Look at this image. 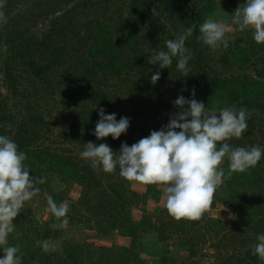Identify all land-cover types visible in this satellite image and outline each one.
Here are the masks:
<instances>
[{"label": "trees", "instance_id": "obj_1", "mask_svg": "<svg viewBox=\"0 0 264 264\" xmlns=\"http://www.w3.org/2000/svg\"><path fill=\"white\" fill-rule=\"evenodd\" d=\"M142 1L129 0L124 18L122 17L123 14H121L123 7H119L120 17H117L116 21L117 24L122 22L125 29L119 37L114 38V34L110 32V26L106 22L99 20L96 23V31L93 32V39L83 59L82 65L85 74H83L81 81L85 85H90L92 84L90 82L95 79V82L98 81L97 84L107 85L109 78L113 77L116 78L113 85L115 84L114 86L118 87L113 91L91 90V94L94 97L98 98L97 95L103 96V99L113 103L111 108H107L105 107L106 101L102 104L99 102L97 104L98 109L104 108L106 115L115 113L117 121L121 117H134L138 111L134 109L133 105L138 102L144 112L161 113V100H164L165 103H170V96L166 95V100L160 97L162 95L160 90L166 86L171 91L189 99L193 98L192 92L194 90L195 99L199 102L202 101L209 109L225 106H235L239 109L245 106L248 110H252L253 107L257 106L264 112V80L253 78L248 74L221 78L217 71L210 74V71L207 70V68L211 69L212 67L207 65L206 56H202L205 51L197 45H200V40L198 39L200 24L203 23L206 17L214 14L217 8V3L214 0H159L155 6V10L160 13L158 18L166 17L169 22L168 25L162 26L160 24L159 29L153 32L154 37L159 33L166 36V39L162 42L168 39H175L186 26L189 27L193 23L196 24L191 39L186 41V47L191 49L194 55V59L190 60L188 64L191 72L186 77L179 70L161 69L158 64L147 63L146 60L149 58L150 53L144 49H141V52L136 54V51H139L136 49L138 38L144 35L143 29L145 27L142 25V17H145L147 12V10L141 11ZM149 1L154 2L155 0ZM242 1L246 2V0ZM64 2L68 1L61 0L59 4ZM89 2L90 0H83L79 6L87 7ZM4 3L3 11L8 14V20L4 24V32L0 35V45H6L8 49L5 52H1L0 55V134L9 136L18 144L19 150L26 153L28 159L25 163L30 166V176L45 178L44 184L37 185L41 189L38 197L43 198L42 204L44 201L47 203L45 193L51 195L57 204H60L65 198L62 191L54 190V185L62 183H58L55 177L63 180L64 183L78 182L82 185V195L79 201H81L82 205H84L85 201L87 202L88 205L85 206V209L89 214L83 215V219L71 216L68 224H82L86 229H95L101 237L108 238L110 233L113 235L117 233L122 238L128 237L130 239V244L127 246L116 243L95 245L92 242L83 243L68 240L63 236L64 228L60 227V219L57 221L58 223H56L55 219L40 223L35 218L34 211L25 206L24 210L14 221L16 230L8 237L9 245H19L21 247L24 254L22 264H147L146 258L148 255L153 254L152 250L154 248L162 252L158 256L157 263L167 264L169 261L168 255L171 252L168 249V246H170L169 240L172 239L173 234L186 232L188 227H194L199 221H188L186 219L177 221L166 214V209L160 211L159 215L147 214L146 212L142 219L133 218L132 206L146 205L150 197L156 203L160 202L162 196L160 188L155 185H146V190L140 197V193L129 192L127 185L123 181L113 185L110 182V178L106 177L105 180L108 183L104 185V179L98 175V170L92 168L90 161H86L78 154L72 153L71 149L54 148L53 146L52 149V147L47 145H36V137L39 134L36 127L37 123L19 122L17 116L11 114L8 102L11 96L15 97L19 86L22 85L19 76L15 72H18V70L24 72L32 70L33 74L41 75L42 70L52 69L55 66L62 70V64L66 63H61V61L68 54L66 53V46L60 43L52 49V58L48 59L49 63L40 65L38 59L40 56H45L43 50H49V42L51 40H37L35 36L26 38L25 35L31 31L33 22L27 19L22 24L19 15H11V13L7 12L14 4V0H5ZM56 10L60 12L65 9L61 8V5L52 7V9L50 7L48 11H42L39 15L33 13L29 18H34L33 20L38 17L39 20L41 18L44 19L48 17L49 12ZM65 13H67V9L64 11ZM62 17L63 15L54 13L52 15V23L56 24L59 22L58 19ZM77 28L75 24L62 23L58 27H53L51 34L58 33L59 35L64 33L66 35L67 31L72 34H79ZM89 36L91 37V35ZM83 40L85 41V39H82V42ZM86 40H89V37ZM161 47L162 45L158 46L159 49ZM65 50L66 52L64 53ZM262 50H264V44H257L253 39L252 31L249 30L245 40L239 38L232 42L229 41V46L226 50L221 48L220 59L223 67L233 63L239 67L252 64L256 68L257 65L254 62L263 60L260 55ZM229 55L230 57H228ZM253 56L255 59H253ZM68 59L70 60L71 56H68ZM72 65H69L65 72L70 73L71 70H74L75 68ZM255 70L257 74L262 75L263 72L258 68ZM157 71L161 73V77L153 85L151 76ZM73 81L77 85L79 84L78 79L74 77ZM88 88H91V86ZM157 90H159L160 95L156 93ZM97 91L100 93L97 94ZM153 97L159 98L155 100ZM128 109L129 111L127 112ZM94 113L95 111L92 110L90 115L93 114L94 117ZM77 115L82 114L79 112ZM82 116H84L83 120L85 119L83 122L84 126L91 129V142L97 145L106 143L104 138L98 140L92 134L96 126L92 116L87 118V112L86 115ZM257 120L259 118L252 115L247 120L248 131H246L245 136L247 135L246 139H249L251 144L258 143L255 139L250 140V136L254 135L253 128L257 125ZM5 123L11 124V127L16 126L17 132H11V128L5 129L3 127ZM78 126L81 127L83 125L76 116L67 135H73ZM154 128L152 130H155ZM127 132L122 134L119 139L110 140L106 143L113 151L117 152V155H119L121 144L125 142ZM139 133L140 138L147 136L145 129H140ZM240 139L233 138L232 140L234 141L232 142H235V144L233 143L232 146L241 147V145L236 143L238 141L243 142ZM127 142L129 141L125 143ZM242 147H245V144ZM222 167L227 172V159L224 160ZM262 168H264V158L261 159L255 168L245 173H234L226 182L232 185L237 179H243L251 182V184H260L263 180L260 173ZM253 193L255 191L251 194ZM251 194H242L236 200L238 205L236 215L238 212L240 213L237 216L238 220L236 223L241 225L249 223L250 212L246 214V209L252 208L256 214H262L254 227L260 225V229L258 227L257 231L260 234H264V189L253 196H250ZM259 204H262V206H259ZM71 210L77 212L78 208L74 205ZM240 210L245 211V213L241 214ZM164 214L167 217H171V219L165 220ZM154 216H157V224L152 222ZM46 239L62 241L61 250L51 254L45 253L36 242ZM255 243H257V239L251 245H247L246 248L242 247L243 249L235 254H230L227 260L232 262L230 264H259V258L252 255L251 246ZM173 244L179 246L178 242H173ZM2 257L3 250L0 249V258Z\"/></svg>", "mask_w": 264, "mask_h": 264}, {"label": "rangeland", "instance_id": "obj_2", "mask_svg": "<svg viewBox=\"0 0 264 264\" xmlns=\"http://www.w3.org/2000/svg\"><path fill=\"white\" fill-rule=\"evenodd\" d=\"M59 1L61 0H14V4H12L11 8L7 10L11 15H19L22 24H24L27 19L33 22L31 31L27 32L25 35L26 38L28 36H35V39L37 40H51L49 42V50H43L45 58L40 56L38 59L40 65L49 63L48 59L50 57L52 58V49L60 43L66 46L67 52L65 50L64 53L66 52L68 54L67 56H64V60L66 61H61V63H66L62 64V70H59L58 67L55 66L52 69L42 70L41 75L33 74L30 69V71L27 70L26 72L20 70L15 72L19 76L22 85L19 86L15 97L11 96V99L8 102V107L11 109V114L17 116L19 122L23 121L30 124L37 123L36 127L39 134L36 137V145L71 149L72 153L80 156V153L84 150V144L92 141V135L90 133L91 129L90 127L84 126L83 122L85 119L83 120L84 116L82 115H86L87 112V118L92 116L96 125L99 120V115H97L99 114L97 104L99 102L102 104L106 101V99L102 98L103 96L97 95L98 98H96L91 92L95 89L113 91L115 88H118L117 86H114L115 84L113 85L116 79L113 77L109 78L107 85L97 84L98 81L95 82V79L90 82L92 83L90 85L83 84L81 81L83 74H85L82 65L83 59L87 54V49L93 39V32L96 31V23L99 20L106 22L110 26V32L111 34H114V38L119 37L120 34H122L125 30L124 24L122 22L117 24L116 18L120 17L119 7H123L121 11V14H123L122 17L124 18L126 16V9L129 0H90L87 7L79 6L83 0H66L68 2L61 4H59ZM214 1L217 3V8L211 16L231 28V31L227 34L230 38L229 41L232 42L239 38L245 40L247 37V31L249 30H245L244 32L238 31V26L232 23V14L241 4L246 2L242 0ZM3 2H5V0H3ZM158 2L159 0H155L154 2L143 0L140 6L141 11L147 10V12L145 17H142V25L145 27L143 29L144 35L138 38L136 49L139 51H136V54L140 53L141 49L150 53L149 58L146 60L147 63H149V59L154 54V51L167 50L165 42H162L166 39V36L159 33L154 37L153 33L159 29L158 27L160 24L163 26L166 24L168 25L169 23L166 17H162L161 19L158 18L160 13L155 10V6ZM60 5L61 8L65 10L67 9V13H65L66 15L64 14L65 10H61L60 12L56 10L57 12H49L47 15L48 17L44 19L41 18L39 20L38 16V18L36 17L38 20L29 18L33 13L39 15L42 11H48L50 7L52 9V7ZM54 13L57 15H63L62 18L58 19L59 22L56 24L52 23L54 18H52V15H54ZM6 16L8 17V14H6ZM62 23L75 24L78 27L77 32H79V34H72L70 31H67L66 35L64 33L59 35L58 33L51 34L52 28L58 27L59 24ZM3 27L4 24H0V35L4 32ZM89 35H91V37ZM88 37L89 40H86ZM191 37L189 39H191ZM82 39H85V41L83 40L82 42ZM161 45L162 47L159 49L158 46ZM197 46L205 51L204 54L202 53V56H206L207 65L212 67L211 69L207 68V70L210 71V74L217 71L221 78L232 75L237 76L248 74L253 78L264 80V50L260 52L263 60L261 62H254V64L257 65L256 68L263 72L262 75H259L252 64H246L239 67L231 63L230 65L223 67L220 59L221 49L213 51L210 47L204 45L202 41H200V45ZM7 49L8 46L0 45V55L1 52H5ZM68 56H71L70 60L68 59ZM228 57H230V55ZM253 59H255L254 56ZM176 63V58H173V63L169 69L178 71ZM71 64H73L72 66L75 69L71 70L70 73L65 72V69ZM73 77L78 79V85L73 81ZM89 86H91V88H88ZM160 91L162 92L160 97L163 99H167L166 95L170 96V103H165L164 100H161V113L144 112L141 105H138L139 102L134 103L133 107L138 112L135 113L134 117L129 118V128L127 130L126 139L124 140L125 142L129 141L127 142L129 146L141 139L139 133L140 129H145V131H147V136H149L154 127L155 130H160L162 126L168 124L170 117L179 111L174 105V101L180 96V94L171 91L166 86ZM98 93L100 92L97 91V94ZM156 93L160 95L159 90H157ZM158 98L153 97L155 100H158ZM105 105V107L111 108L113 103L111 101H106ZM185 107H187V105ZM244 108L247 110L249 116L252 115L259 118V120H257V125L253 128L254 135L250 136V140L255 139L258 143H249V139H246L247 135L245 136L246 132L240 139V141L243 142L238 141L239 143H236L241 145V147L245 144L246 148L259 146L261 149H264V112L257 106L253 107L252 110H248L245 106ZM92 110L95 111L94 117L93 114L90 115ZM128 111L129 109L127 112ZM79 112L82 115H77ZM76 116L83 126H78L75 129L76 131L74 134L68 136L67 132L70 130V126ZM11 132H17V127L12 126ZM262 134L263 136H261ZM110 140L116 139H113L111 136L104 138L106 143ZM232 141L234 140L229 141L230 145H233V143L235 144V142ZM98 171V175L104 179V185H107L108 183L105 178L109 177L110 182L113 185H115V183L119 184L123 181L127 185L129 192L134 191L140 193V197L146 190V185L138 182H128L122 178L119 175L118 168L115 174L105 173L102 169ZM260 173L262 174L263 180H260L261 182L260 184L258 183L259 185L251 184V182L244 181L243 179H237L235 183L231 182L232 185H229L225 180L217 190L210 210L205 213V216L199 221V223L194 227H188L186 232L184 231L183 233L173 234L172 239L169 240L170 246H168V249H170L171 252L168 255L169 261L167 264H230L232 262L227 260V257L230 254H235L237 251L246 248L247 245L254 243L257 236L260 235V232L257 231L258 227L260 229V225L256 227H254V225L260 220L259 218L262 214H256L252 208H248L246 209V214L247 212H250V222L243 225L240 223L237 224V216L240 213L238 212L236 215V211L238 210L236 200L242 194H251L253 191L257 193L264 189V168L261 169ZM55 178L58 183H62H59L56 186L54 185V190L62 191L65 195V198L60 204L66 203L69 206V212L67 214L68 223L71 220V216L83 219V215H88L89 213L85 209V206L88 205L87 202L85 201L84 205H82L81 201H79L80 196L82 195V185L78 182L64 183L63 180L58 177ZM160 189L162 191L160 202L156 203L150 197L147 200L146 205L141 204L138 206H132L133 218L142 219L143 215H146V212L147 214L152 213L159 215L160 211L166 209L164 206L165 197L163 189ZM255 193L250 196H253ZM42 201L43 198L37 196L32 201L26 203L25 206H28V208H31L34 211L35 218L40 223L50 219H55L56 223H58L57 221H59V219L52 215L47 203L44 201L42 204ZM74 205L78 208L77 212L71 210V207ZM259 206H262V204H259ZM240 212L241 214L245 213V211L241 210ZM166 214L169 216L168 212H166ZM166 214H164L163 217H165V220H170L171 217H167ZM152 222L155 224L158 223L157 216L152 218ZM109 235L108 238L101 237L95 229H86L82 224L75 223L68 224L63 231L64 238L75 242H92L95 245H109L116 243L127 246L130 244V239L128 237L122 238L117 233H115V235L110 233ZM173 242H178L179 246L173 244ZM152 252L153 254L148 255L146 258L147 264H158V256L162 254V252L157 250V248H154ZM259 264H264V261L259 259Z\"/></svg>", "mask_w": 264, "mask_h": 264}, {"label": "clouds", "instance_id": "obj_3", "mask_svg": "<svg viewBox=\"0 0 264 264\" xmlns=\"http://www.w3.org/2000/svg\"><path fill=\"white\" fill-rule=\"evenodd\" d=\"M5 3L0 0V24L7 23L3 11ZM232 23L237 30H251L257 44H264V0H246L232 14ZM196 24L183 29L175 39L165 41L166 51H154L149 63L158 64L159 68H170L173 58L176 67L183 76H188L191 68L189 61L194 59L186 41L193 35ZM231 28L213 16L205 18L199 26L198 39L213 51L229 46L228 32ZM161 77L159 71L151 76L155 85ZM178 96L174 105L179 109L173 114L166 126L151 131L129 146L122 143L117 155L106 143L99 145L92 142L84 144L80 156L90 161L94 170L119 175L128 182L155 185L163 189L165 208L175 220L200 221L214 202V197L227 179L234 173H245L255 168L264 157V149L259 146L234 147L229 141L240 139L248 129L250 116L244 107H213L208 109L203 102ZM187 105V107H185ZM99 120L92 133L96 138L111 136L118 139L129 128V118L116 114H105L104 108L98 109ZM5 129L11 124L5 123ZM178 130V131H177ZM25 152L19 150L18 144L7 135L0 134V249L3 257L0 264H22L23 252L19 245H9L8 237L16 230L14 223L24 210L26 203L38 196L39 184L45 178L30 176V166ZM228 161V170L222 167ZM52 215L61 220L60 227L68 225L69 206L57 204L53 197L44 194ZM257 243L252 245V255L264 261V234L257 236ZM37 245L45 253L51 254L61 250L60 240H38Z\"/></svg>", "mask_w": 264, "mask_h": 264}]
</instances>
